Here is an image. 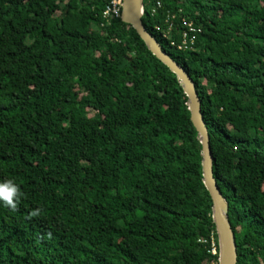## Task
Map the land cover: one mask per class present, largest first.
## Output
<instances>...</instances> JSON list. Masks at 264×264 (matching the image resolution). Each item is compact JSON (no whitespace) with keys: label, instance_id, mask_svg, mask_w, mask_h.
<instances>
[{"label":"trees","instance_id":"16d2710c","mask_svg":"<svg viewBox=\"0 0 264 264\" xmlns=\"http://www.w3.org/2000/svg\"><path fill=\"white\" fill-rule=\"evenodd\" d=\"M109 2L0 0V181L21 191L0 264H219L181 82ZM143 24L195 82L238 264H264V0H144Z\"/></svg>","mask_w":264,"mask_h":264},{"label":"water","instance_id":"95a60500","mask_svg":"<svg viewBox=\"0 0 264 264\" xmlns=\"http://www.w3.org/2000/svg\"><path fill=\"white\" fill-rule=\"evenodd\" d=\"M143 16L144 0H123L122 22L135 30L142 41L147 44L150 51L167 65L181 82L180 85L188 99L187 107L191 113L192 123L198 132V140L202 145L203 182L213 202L212 218L217 227L220 244L219 264H238L239 253L236 235L229 216L230 207L214 177V159L210 137L195 82L187 70L165 52L160 42L148 32L143 24Z\"/></svg>","mask_w":264,"mask_h":264},{"label":"built area","instance_id":"2783aa9c","mask_svg":"<svg viewBox=\"0 0 264 264\" xmlns=\"http://www.w3.org/2000/svg\"><path fill=\"white\" fill-rule=\"evenodd\" d=\"M123 6V0H110L109 4H107L106 9L104 11V18L110 21V19L121 17V10ZM190 28V32L196 33V29L193 23L187 24ZM174 28V23H171V29ZM183 42L179 46L180 49L187 47H194L197 41L196 36H191L189 32L184 33ZM216 253V252H215Z\"/></svg>","mask_w":264,"mask_h":264},{"label":"clouds","instance_id":"9594fccd","mask_svg":"<svg viewBox=\"0 0 264 264\" xmlns=\"http://www.w3.org/2000/svg\"><path fill=\"white\" fill-rule=\"evenodd\" d=\"M20 196V188L13 180L8 179L0 181V204L15 209ZM36 214V212L32 213V215Z\"/></svg>","mask_w":264,"mask_h":264}]
</instances>
